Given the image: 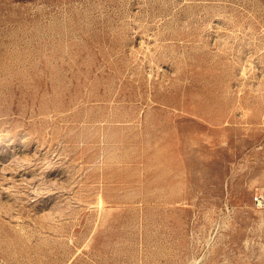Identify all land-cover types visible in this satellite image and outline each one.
Wrapping results in <instances>:
<instances>
[{
	"label": "rangeland",
	"instance_id": "obj_1",
	"mask_svg": "<svg viewBox=\"0 0 264 264\" xmlns=\"http://www.w3.org/2000/svg\"><path fill=\"white\" fill-rule=\"evenodd\" d=\"M0 264H264V0H0Z\"/></svg>",
	"mask_w": 264,
	"mask_h": 264
},
{
	"label": "built area",
	"instance_id": "obj_2",
	"mask_svg": "<svg viewBox=\"0 0 264 264\" xmlns=\"http://www.w3.org/2000/svg\"><path fill=\"white\" fill-rule=\"evenodd\" d=\"M254 199H255V201L259 202V197L258 196H256Z\"/></svg>",
	"mask_w": 264,
	"mask_h": 264
}]
</instances>
